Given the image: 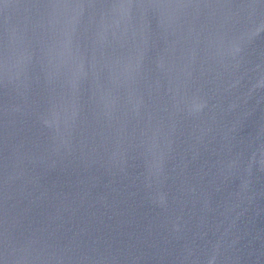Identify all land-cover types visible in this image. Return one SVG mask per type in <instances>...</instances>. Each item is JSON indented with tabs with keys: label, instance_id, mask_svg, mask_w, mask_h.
I'll use <instances>...</instances> for the list:
<instances>
[{
	"label": "water",
	"instance_id": "95a60500",
	"mask_svg": "<svg viewBox=\"0 0 264 264\" xmlns=\"http://www.w3.org/2000/svg\"><path fill=\"white\" fill-rule=\"evenodd\" d=\"M0 264H264V0H0Z\"/></svg>",
	"mask_w": 264,
	"mask_h": 264
}]
</instances>
